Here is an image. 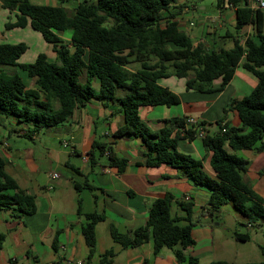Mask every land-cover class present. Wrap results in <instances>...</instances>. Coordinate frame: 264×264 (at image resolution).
<instances>
[{"label":"trees","instance_id":"trees-1","mask_svg":"<svg viewBox=\"0 0 264 264\" xmlns=\"http://www.w3.org/2000/svg\"><path fill=\"white\" fill-rule=\"evenodd\" d=\"M61 1L60 5H49L1 0L3 7L17 11V19L7 21L6 28L30 25L53 45L57 57L51 61L40 52L34 61L20 62L27 44L0 42V115L14 116L19 123L28 124L26 136L32 137L43 128L61 125L91 98L107 102L124 90L120 100L125 123L115 131V137H143L146 165L169 163L183 170L195 184L208 187L211 214L232 202L250 223L264 221V197L245 181L248 159L237 153L255 148L264 135V10L251 8L249 0H218L219 6H236V29L240 31L250 24L254 36H248L244 43L240 37L234 38L233 47L216 49L202 41L195 45L191 36L180 29L176 20L179 11L173 8L178 0H81L72 11L63 4L66 0ZM67 30L71 31L69 42L62 37ZM133 64L138 67L133 69ZM240 64L256 75L258 83L249 94L232 98L224 108L225 113L237 112L240 126L217 120L214 124L218 129L206 131L201 138L203 146L212 151V175L201 159L180 150L178 145L180 139H196L200 126L207 130L205 121L190 126L186 117L177 116L163 119L165 126L153 130L141 119L140 107L180 102L176 92L160 84L162 78L173 74L186 78L187 89L212 92L223 89ZM9 67L16 69L11 71ZM84 72L86 80L81 82ZM26 77L34 80L33 86H28ZM93 79L99 80V89L93 86ZM216 80H220L218 88L212 85ZM95 148L104 151L98 144H94ZM256 149L264 150V144ZM109 160L120 172L129 164L127 158L111 151ZM76 188L93 190L96 186L85 181L76 183ZM174 201L171 192L157 198L145 225L130 233L112 226L113 238L123 246H139L151 239L155 253L164 247L175 248L179 261L199 264L197 256L187 253L196 245L194 203L177 200L185 211L178 215L172 213ZM0 208H12L17 217L37 211L35 195L8 174L1 155ZM78 213L85 218L82 233L92 256L96 251V226L105 215L99 210L83 213L81 205ZM235 236L238 240L250 238L249 233L236 232ZM260 248L264 254V245ZM114 254L113 249L107 250L102 264L109 263L108 257ZM209 264L231 263L218 259ZM242 264H264V259Z\"/></svg>","mask_w":264,"mask_h":264},{"label":"crops","instance_id":"crops-1","mask_svg":"<svg viewBox=\"0 0 264 264\" xmlns=\"http://www.w3.org/2000/svg\"><path fill=\"white\" fill-rule=\"evenodd\" d=\"M31 1L49 5L62 3L61 0H48L46 3ZM174 5V9L179 5L185 9L184 13L176 17L180 29L191 36L195 45L200 41L206 43L209 24L204 22L203 29L192 31L195 24L187 18L189 9L184 1L178 0ZM0 7L5 23V18L12 22L17 19V11L11 12L3 7L1 0ZM231 7L235 11L236 6ZM224 23L223 18L217 21L219 27ZM1 33L5 37L4 32ZM193 35L198 39L194 40ZM248 36H254V28L250 24L240 30V42L244 43ZM62 37L65 42H69L63 34ZM45 48L49 50V55L46 53L48 58L55 61L57 55L53 45L45 44ZM9 69L12 71L16 68ZM184 79L172 74L159 80L160 84L179 95V103L140 107L141 119L153 130L165 126L163 119L177 116L193 117L198 123L205 121L206 131L210 133L218 129L214 126L217 120L223 119L229 125L240 126L237 112L229 110L225 113L224 108L232 98L249 94L258 83L256 75L242 64L221 90L199 92L187 89ZM25 80L28 86H33L32 78L26 77ZM92 84L99 89L98 79H93ZM212 85L214 88L220 87V80L214 81ZM124 94L125 91L120 89L116 97L107 102L91 98L86 106L77 108L64 123L48 128L52 130L44 138H41V134L45 128L34 134L27 146L20 145L21 140L12 142L11 138L26 136L28 124L19 123L14 116L0 115V155L6 162V171L24 190L35 195L37 204L34 214L20 217L14 215L12 208H0V264H57L63 261L75 264L78 260L83 261V264H102V256L109 249H113L115 254L108 257L111 260L107 264H189L176 258L175 248L164 247L155 253L151 239L139 246H123L112 236V226L130 233L145 225L153 202L167 192L174 195L175 202L182 199L193 201L194 215L198 211L205 213L204 220L195 221L193 235L196 245L187 253L197 256L199 264H209L218 259L234 264L217 255L231 252V245L237 238L236 232L230 235L220 232L208 221L211 190L195 184L183 170L169 163L146 165L147 147L143 137L114 136L115 131L125 123L120 100ZM94 144L103 146L104 151L94 149ZM262 144L263 137L255 148L241 149L237 153L240 155L246 151L247 155L243 157L248 159V165L243 177L264 197V150L256 149ZM178 145L180 150L201 159L209 174H215L210 165L212 151L203 146L201 138H183ZM110 151L120 158L128 159V167L123 172L110 164ZM62 167L67 171L62 170ZM53 172H58L59 176H52ZM85 181L96 186V189L76 188V183ZM79 205L83 213L99 210L105 215L104 220L96 226V251L92 256L82 233L85 218L78 213Z\"/></svg>","mask_w":264,"mask_h":264},{"label":"rangeland","instance_id":"rangeland-1","mask_svg":"<svg viewBox=\"0 0 264 264\" xmlns=\"http://www.w3.org/2000/svg\"><path fill=\"white\" fill-rule=\"evenodd\" d=\"M34 1H42L47 2L48 0H34ZM81 0H67L65 1V6L69 7L71 11L77 5V3ZM184 4L188 7V11L186 12L187 18L194 22V26L192 27V31L198 32L203 29L204 22L209 24V33L205 35L206 43L210 48H231L234 44V38L240 37V31H238L235 27V11L228 3L226 5L219 6L218 0H183ZM0 7V42H8V43H18L24 42L27 44L28 49L19 59L20 62H32L35 60L37 53H49V50L45 48V44L49 46L42 35L38 31L33 30L30 26L27 28H17L11 29L6 28V23L4 22L3 16L1 14ZM175 11H179V14L184 13L185 9L183 5L177 6ZM221 18L224 19L225 23L222 27L217 25V21ZM5 21H8L5 18ZM1 31L4 32L5 37L2 36ZM229 33V36H227ZM71 31L67 30L63 32L64 37L70 38ZM40 39H38V37ZM194 36V35H193ZM194 40H197V37H193ZM49 55V54H48ZM133 69L138 67L137 64L131 65ZM173 69V68H172ZM86 73H81L80 81L83 82L86 77ZM182 80V79H181ZM186 80V79H184ZM186 84V81H185ZM209 123L208 125H210ZM213 125V124H212ZM214 126L218 127L216 124ZM51 128V127H49ZM52 129H46L45 132L41 134V138H44ZM12 142L14 140H21L19 142L22 146H27L30 144L31 138L29 136H12ZM264 139V135H263ZM246 151L242 152L240 155L246 157ZM62 170L67 171L62 167ZM88 193V190L85 189ZM185 213V211L179 207L177 202L174 201L172 206V213ZM202 211H198L194 215V220H204ZM208 221L215 228H219L220 232H225L230 235V233L234 234L235 232L241 233H249L250 238L248 240H234V243L231 245L232 251L229 253L217 254L218 257L226 258L233 262L234 264H242L249 261H261L264 259V254L261 251L260 246L264 245V221H258L257 223H250L246 217L234 206L232 202H229L220 207L217 210H212V214L208 211ZM219 225H216V224ZM227 227V230H223V228ZM218 259V258H216Z\"/></svg>","mask_w":264,"mask_h":264},{"label":"built area","instance_id":"built-area-1","mask_svg":"<svg viewBox=\"0 0 264 264\" xmlns=\"http://www.w3.org/2000/svg\"><path fill=\"white\" fill-rule=\"evenodd\" d=\"M249 4H250V7L255 9V10L256 9L264 10V0H249ZM187 123L190 126L198 124L197 120L195 118H193V117L187 118ZM222 131L225 132L226 131V127H224ZM205 135H206V129H204L203 126H200L197 129V137L198 138H203ZM52 176L58 177L59 173L58 172H53ZM57 264H69V263L67 261H63V262H60V263H57ZM75 264H83V261L78 260Z\"/></svg>","mask_w":264,"mask_h":264}]
</instances>
